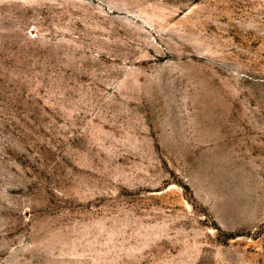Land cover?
Masks as SVG:
<instances>
[{"label": "rangeland", "instance_id": "obj_1", "mask_svg": "<svg viewBox=\"0 0 264 264\" xmlns=\"http://www.w3.org/2000/svg\"><path fill=\"white\" fill-rule=\"evenodd\" d=\"M0 264H264V0H0Z\"/></svg>", "mask_w": 264, "mask_h": 264}]
</instances>
